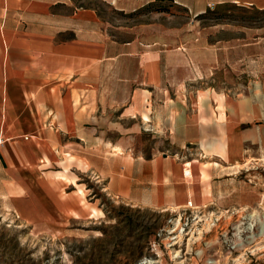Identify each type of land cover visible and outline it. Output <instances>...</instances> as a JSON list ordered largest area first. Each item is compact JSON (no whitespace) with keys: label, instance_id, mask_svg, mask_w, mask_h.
<instances>
[{"label":"crops","instance_id":"0c3cea01","mask_svg":"<svg viewBox=\"0 0 264 264\" xmlns=\"http://www.w3.org/2000/svg\"><path fill=\"white\" fill-rule=\"evenodd\" d=\"M104 1L118 12L154 17L116 26L132 35L120 40L96 7L74 0H0V207L38 235L68 232L74 215L72 199L61 195L49 171L63 155L86 162L83 172L105 181L118 199L179 209L227 199L231 194L216 183L236 178L241 169H235L253 157L248 148L264 151V107L253 98L224 102L223 109L211 91L173 109L166 102L170 87L180 94L184 54L165 49L164 38H151L154 30L169 28L168 9H146L170 3L196 17L225 4L264 10V0ZM207 45V51L200 45L191 51L194 77L202 72L201 57L212 68V42ZM170 110L180 112L175 120ZM142 125L166 134L174 126L170 136L178 148L199 152L188 163L192 168L178 157L138 155L130 143Z\"/></svg>","mask_w":264,"mask_h":264},{"label":"rangeland","instance_id":"374dc122","mask_svg":"<svg viewBox=\"0 0 264 264\" xmlns=\"http://www.w3.org/2000/svg\"><path fill=\"white\" fill-rule=\"evenodd\" d=\"M74 1L100 9L120 40L132 35L116 26L129 28L154 17L118 12L104 0ZM154 7H166L170 21L165 32L154 30L151 38H164L165 49L184 54L186 78L180 94L170 87L166 100L172 109L177 103L202 100L208 91L221 109L224 102L247 97L264 107V10L225 4L194 17L178 5L156 3ZM209 41L212 68L207 56L201 57L202 72L194 77L198 68L191 51L198 45L207 51ZM154 113L159 115L160 110ZM168 113L172 120L180 114ZM147 118L142 115V120ZM140 127L142 133L138 126L135 143H130L138 155L178 157L192 168L188 163L199 152L194 146L178 148L170 136L174 126L169 134L164 128L160 132L155 126L147 131ZM248 149L253 157L235 169H241L236 178L225 185L224 180L216 183L223 194H231L226 203L223 199L204 208L189 204L179 209L148 208L118 199L106 191L105 181L83 172L88 170L86 162L63 155L62 162L49 171L55 172L61 195L73 201L68 232L38 235L0 207V264H264V151Z\"/></svg>","mask_w":264,"mask_h":264},{"label":"trees","instance_id":"16d2710c","mask_svg":"<svg viewBox=\"0 0 264 264\" xmlns=\"http://www.w3.org/2000/svg\"><path fill=\"white\" fill-rule=\"evenodd\" d=\"M146 9H148V10H152V11H154V10H157V11H159L160 10V8L158 7V8H155L154 7V5H149V6H147V8ZM154 9V10H153Z\"/></svg>","mask_w":264,"mask_h":264},{"label":"built area","instance_id":"2783aa9c","mask_svg":"<svg viewBox=\"0 0 264 264\" xmlns=\"http://www.w3.org/2000/svg\"><path fill=\"white\" fill-rule=\"evenodd\" d=\"M187 175H190V171L187 172Z\"/></svg>","mask_w":264,"mask_h":264}]
</instances>
